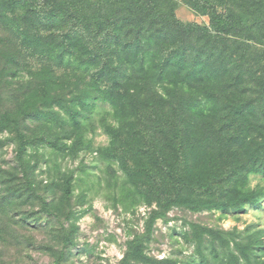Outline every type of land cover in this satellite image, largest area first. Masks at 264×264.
<instances>
[{
    "label": "rangeland",
    "instance_id": "rangeland-1",
    "mask_svg": "<svg viewBox=\"0 0 264 264\" xmlns=\"http://www.w3.org/2000/svg\"><path fill=\"white\" fill-rule=\"evenodd\" d=\"M174 1L181 22L210 25V15L197 10L194 0ZM230 1L242 8L241 0ZM30 2L37 9L43 5V0H22L16 15L33 8L25 7ZM0 5V10L8 7L6 0ZM10 11L7 18L0 15V264H264V150L256 149L264 143L263 116L254 128L238 118L236 129L222 131L228 107L212 121L193 117L197 130L186 129L189 146L181 154L189 158L186 177L194 185L179 196L165 181L161 161L174 159L181 142L171 135L191 118L163 126V117L154 121L157 115L148 117L151 111L143 107L176 111L190 95L201 94L185 83L183 91L168 96L174 88L170 81L157 83L147 98L135 89L130 97L125 86L111 94L82 90L70 67L58 68L59 59L47 65L44 46L37 51L20 41ZM35 18L29 32L51 28L41 26L48 21L44 15ZM59 18L63 32L75 30ZM48 41L59 53L57 41L43 43ZM217 43L234 58L224 71L223 52L204 60L212 67L207 73L220 66L214 90L226 85L260 113L264 22L254 34L224 35ZM192 44L197 46L196 40ZM77 56L65 59L76 65ZM200 101L209 115L215 105ZM228 139L242 159L234 169L228 168L231 151L223 148ZM233 188L256 191L258 205L222 210L219 205Z\"/></svg>",
    "mask_w": 264,
    "mask_h": 264
},
{
    "label": "trees",
    "instance_id": "trees-1",
    "mask_svg": "<svg viewBox=\"0 0 264 264\" xmlns=\"http://www.w3.org/2000/svg\"><path fill=\"white\" fill-rule=\"evenodd\" d=\"M6 1L8 7H2L0 15L6 17L7 11L10 10L13 14L15 13L12 27L18 32L16 34L20 41L28 43L29 47L37 51L43 49L41 46H44L46 56L43 59L48 61L47 65L52 66L53 61L59 59L58 68L59 66L70 67L76 73L74 77L80 79L77 85L82 90H99V92L111 94L113 89L125 86L130 91V97L136 95L135 92L138 91L139 96L146 92L145 97L147 98L157 83L170 81L168 84H173L174 88L168 92V96L173 94L175 89L183 91L185 83L192 93L196 90L201 94L190 95L189 102L181 105L176 111L170 106L167 109L161 108L159 112L155 110V107H143L151 111L148 117L158 116L153 117L154 121L158 118L161 120L163 117V123L160 124L163 126L164 124L175 126L181 120L191 118L188 122L184 120L183 128H179L171 135V140L181 142L179 152L176 151L172 161H161L162 170L166 176L165 181L171 183V189L175 188L179 196L189 192L194 185L186 177L189 158L186 153L181 154L189 146L183 139L186 129L197 130L193 117L196 121L204 117L212 121L214 113L228 107L229 115L221 118L227 117L228 121L223 122L219 131L226 126L236 129L238 118L245 119L246 126L250 129L255 127L257 119L261 116L264 118V83L261 87L262 95L258 96L261 112L256 113L252 102L240 101L241 95L236 94L231 88V91L228 90L226 85L221 86L220 90H214L215 82L212 81L222 73L216 69L220 66L216 64L214 69L207 73V69L212 67L208 65L207 68L204 65V60L207 58L215 60L217 59L216 53L223 52L225 56L221 58L224 62L221 68L222 71L227 70L223 67L228 66L229 60L234 58V53L227 55L224 52L226 45H218L217 39L229 34L240 36L252 32L254 34V29L260 22H264V0H241L240 7L242 8H238L237 2H229V0H194L193 3L197 10L207 11L210 15L209 26L196 23L187 25L181 22L174 13L177 5L174 0H43V5L38 9L36 8L37 3H27L26 8L32 6L33 8L27 9L21 15H16V12L22 0ZM30 1L36 2V0ZM231 2H234L233 6ZM254 5L256 8L253 7ZM55 7L58 8L56 11L53 10ZM219 7H224V9L219 10ZM43 15L51 22L45 21L41 23V26L46 27L49 23L51 28L47 27L43 31L39 29L41 32L36 35L31 33L32 30L29 32L32 25L29 22L31 20L37 22L35 16H41L43 19ZM55 17L69 20L75 30L70 28L63 32ZM59 20L61 21L60 18ZM23 27L27 28L28 32H25ZM52 29L56 32L53 33ZM44 39L57 41L60 47L59 53L51 48L54 46L50 44L51 41L43 43ZM192 40H196L197 46H193ZM200 43L202 44L199 45ZM66 54L78 55L75 60L76 65L73 61H66ZM241 68L243 71H248L242 66ZM49 74L53 76L51 71ZM241 77L242 75L238 74V81ZM153 93H155L154 90ZM198 96L205 98L208 105H215L209 115L201 107L200 100L203 98ZM164 97L159 96L158 98L165 100ZM56 98L58 101L59 97ZM75 98L80 99V96ZM140 101L138 97L135 102L140 103ZM66 104L67 102L64 103L65 106ZM218 105L220 108L217 107ZM259 130L264 131V126ZM116 132L114 131V134ZM251 136L247 134L248 139L246 140L248 143L250 139V144H253L254 140ZM223 148L231 151L233 161H230L232 165L228 168L234 169L237 162L242 161L237 144H230L228 139L226 144H223ZM256 149L264 150V143H260ZM226 196L227 201L219 205L224 211H229L232 207L240 210L248 204L258 205V193L253 190L244 191L243 188H233L231 194Z\"/></svg>",
    "mask_w": 264,
    "mask_h": 264
}]
</instances>
